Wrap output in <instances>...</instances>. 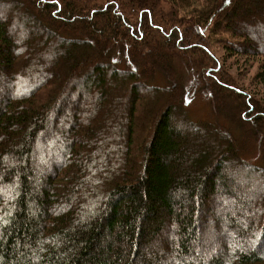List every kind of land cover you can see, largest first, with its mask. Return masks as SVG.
Returning <instances> with one entry per match:
<instances>
[{
    "label": "trees",
    "instance_id": "1",
    "mask_svg": "<svg viewBox=\"0 0 264 264\" xmlns=\"http://www.w3.org/2000/svg\"><path fill=\"white\" fill-rule=\"evenodd\" d=\"M13 8L28 19L22 31L29 21L48 41L59 40L63 50L49 53V65L58 69L65 58L68 70H43L23 58L33 44L30 37L16 44L8 30ZM263 16L264 0H0V76L9 81L0 95V264H156L145 249L166 237V220L178 238L170 264H191L185 258L204 240L206 208L216 209L210 197L228 188L225 197L239 193L226 163L238 161L249 177L264 180V62L251 79L238 80L217 55L245 56V65L264 55L257 47ZM241 21L253 35L241 34ZM79 57L96 70H75ZM79 71L86 73L81 89L99 87V111L110 88L129 87L119 143L103 138L105 120L81 118L85 98L73 85ZM189 77L200 82L197 93L207 92L203 106L190 107ZM239 81L257 82L259 90L247 93ZM226 92L245 120L226 109ZM205 105L208 117L197 116ZM175 112L187 130L171 121ZM251 123L259 138L245 136ZM203 131L228 145L208 158L189 157L191 136ZM251 233L253 251L225 243L224 253L201 264H264V228Z\"/></svg>",
    "mask_w": 264,
    "mask_h": 264
},
{
    "label": "rangeland",
    "instance_id": "2",
    "mask_svg": "<svg viewBox=\"0 0 264 264\" xmlns=\"http://www.w3.org/2000/svg\"><path fill=\"white\" fill-rule=\"evenodd\" d=\"M54 1H59L62 2L63 0H54ZM29 4V3H28ZM161 8L165 7V10L167 11L169 7L166 4L160 3ZM20 9H10L5 17V23L8 25V30H10L13 34L17 35L16 39L17 42L16 44L20 43L21 41L18 40H24L25 37H30V41H32V48L26 47L24 53V57L27 60H30L31 62H35L38 65H42L43 70H68V67H70L69 62H65V58L61 59L63 60L60 61L62 64L58 69H55L52 65V68L49 65V62L52 61V58L50 57V52H53L54 50H60L62 51L63 49L60 47L59 40L57 38H50L49 41L45 38L47 37V34L42 32L41 29L38 28V26L33 25L31 22L27 21V24L30 27L25 28V31H22V24L26 23L25 20H28L26 17H23V12L21 9L20 14H23L22 17H20L19 14ZM14 18H17L15 23L12 24V20ZM261 21H264V16L260 18ZM243 21L238 22V28L241 30V34H247L250 35L249 33L251 32V35H253L252 29H248L247 26L249 24L248 21H246V24H242ZM255 23L251 22V25ZM250 25V26H251ZM14 26V27H13ZM255 29L257 32V26L255 25ZM27 29H30V32H26ZM250 30V31H249ZM259 30V29H258ZM10 31V32H11ZM11 33V34H12ZM257 35L261 36V38H264V32L261 30L260 33H257ZM23 37V38H22ZM262 41V40H261ZM24 42V41H23ZM21 42V43H23ZM23 45L24 49V44H19V46ZM257 47L261 48L264 51V41L257 45ZM21 48V49H22ZM65 48V47H64ZM24 51V50H23ZM65 52V51H64ZM224 51L217 49V55L221 59L222 64L224 65V68H226V65L230 64L233 68L232 70L236 71H231L232 75L235 76L238 80H247L251 79L252 75L256 72V70H260L261 67L263 66L264 62V55L260 54L257 57H253V59H246V65L244 62L245 56H241L238 59H231L227 60V54L224 55ZM28 57V58H27ZM155 58L159 60L160 58L155 55ZM24 59V60H26ZM78 61H76V69L75 70H84L85 67H88V70L93 72L96 70V64L92 63L87 60H81V58H76ZM240 60V62H239ZM85 61V62H84ZM73 62V61H72ZM73 62L72 64H74ZM237 63H240L242 66L240 69H237ZM148 64H150L148 60ZM147 64V65H148ZM245 65V66H244ZM228 70V69H227ZM249 70L251 72L247 73ZM180 72V70H178ZM83 71H79L78 74H76L74 78L73 85L78 83V91L76 88L74 89L77 94L81 96V98H85V100L80 101L78 105V110L82 111V116L84 123L86 124V115H90L92 117L91 120H95V122H99L101 124V120H105L104 126H100L104 128L103 131V138L106 139V141L109 142H114L119 143L120 139L124 135L125 130V121L124 117H126L128 113V103H127V98H128V93H129V87L126 86L125 84H118L119 88H110L108 94L106 95L105 99L108 101V104L106 106H103V108L99 111L100 108L98 105V93H99V87H94L91 88L88 93L84 91V89H81V82L83 79L80 76L84 77L86 76V73H82ZM90 72V73H91ZM82 73V74H81ZM41 79V78H40ZM109 79V77L107 78ZM21 81V80H20ZM20 81H17L15 84H20ZM110 83L111 80L109 79ZM184 82V80H182ZM9 81L4 80V77L0 76V95L5 92L9 87H7ZM185 83V82H184ZM198 82L197 80H190L187 79L186 86L188 87V90L191 92V99H192V104L190 107L194 105H200L203 106L205 103L208 102L206 101L204 94H207V92L203 91V93L199 92L197 93L198 89ZM240 83V81H239ZM257 82H253L252 84L250 81L247 83H240L246 90H250L247 93L255 94L256 91L259 90V88L255 87V84ZM22 85V84H21ZM109 86V85H108ZM200 87V85H199ZM254 88V92H252V89ZM183 93V92H181ZM190 94V93H189ZM72 100V99H71ZM82 100V99H81ZM222 101L224 103V106L234 117L236 120H242L245 118L242 116V110H241V105L239 103V100L232 97L229 95L228 92L224 93L222 95ZM69 105H72L73 107L76 105V103L72 102L69 103ZM176 108H178L176 106ZM203 111L198 114L199 112H196L197 116L201 115H206L208 117V112L209 108L206 110V105L202 107ZM98 110V111H97ZM88 111H91L92 113H88ZM94 116V117H93ZM175 116V120L174 119ZM174 124L180 125V129L187 130L186 125H181V120L178 118L177 113L173 115V118L171 120ZM251 120H249L250 123ZM191 132H187V134ZM195 136H191V142H190V149L191 150L188 155L191 157L193 155L194 157H197L198 159L202 158L205 156L208 158V153L211 151V156L217 155L220 152H223L224 146H227L228 144L224 142V140H217L216 138H213V136L209 132H201V133H195ZM248 135V136H247ZM245 136L254 139V137L259 138L258 133L256 132V128L253 127L252 123L250 126L246 127V132ZM249 138H246L243 142L241 141L242 145L247 141ZM236 144V143H235ZM235 146V145H234ZM237 150L242 148L240 145L236 144ZM115 151V149H114ZM115 152H112L111 155L114 157ZM186 155V154H185ZM187 156V155H186ZM215 159V158H213ZM228 162V161H227ZM230 163V164H229ZM201 164V163H199ZM189 166V165H187ZM199 171V170H198ZM224 174L227 177V180L229 178L235 179L237 182V191H239L238 194L225 197L224 192H230L233 191V188H228L227 190L224 191V189H221L218 195H214L210 197V202L212 201L215 203V208L214 206L210 205L209 209L206 208L207 214L206 217L204 216V224L203 229L201 230L202 235H203V241L201 246L196 247V251L194 252L193 255H190L186 257L185 261L186 263H191V264H201L204 262L209 261L211 258L215 257L218 252L224 253V244L228 243L230 251L232 250H242V251H247L250 252L252 249V243H254L253 235H251V230L252 226H258V229L263 226L264 228V210L261 207V201L264 202V180L261 178L259 179L257 176L252 175L249 177V174L245 172L244 167L239 163L238 161H229L226 163V166L224 168ZM236 177V178H234ZM250 178H253V181L250 180ZM250 180V181H249ZM229 183V182H228ZM234 189V190H236ZM37 191L39 189H36ZM254 197L257 198V203L256 206L253 205V207H246V202L249 200V204H252V200H254ZM260 199V200H259ZM238 201H244L243 205H240V209L237 207ZM241 204V203H240ZM224 208V209H223ZM220 209H223L220 211ZM211 211V213H210ZM261 217H260V216ZM257 217V219H256ZM217 218L216 222L214 220ZM164 226H169L170 228L166 229V237H164L165 233H161L159 237L154 238L151 247H148L149 249H145V254L146 258L148 259H153L156 261V264H170L171 258L174 257L175 255V250L177 248V233L176 230L174 231L171 226H175L172 221L166 220V224ZM240 232H244L245 236L240 235ZM248 232V234L246 233ZM169 245H173L172 248L169 247ZM261 252L264 253V246L261 249V251L258 253L260 254ZM219 256V255H218ZM171 257V258H170ZM157 258V259H156ZM182 263V262H181Z\"/></svg>",
    "mask_w": 264,
    "mask_h": 264
}]
</instances>
